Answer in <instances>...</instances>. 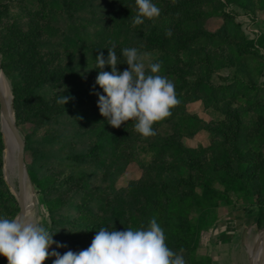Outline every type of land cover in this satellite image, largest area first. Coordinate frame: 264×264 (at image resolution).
<instances>
[{
    "label": "trees",
    "instance_id": "1",
    "mask_svg": "<svg viewBox=\"0 0 264 264\" xmlns=\"http://www.w3.org/2000/svg\"><path fill=\"white\" fill-rule=\"evenodd\" d=\"M25 0H0V54L1 68L10 79L12 92V109L15 120L25 121L30 118L35 123L61 115L63 113L78 114L81 106L98 100L95 93H103V89L95 84L96 77L101 71L95 65L96 74L92 73L93 80L83 89L68 86L62 92L55 89L62 83L69 82L79 77L74 71L56 65L52 60L53 52L37 50L44 48L45 42L40 41V35L48 24L42 25L41 20L54 17L57 14H72L82 11L87 0H33V8H28ZM125 4V14L115 17L116 27L114 33L105 30L100 38H110L125 34V42H128V33L137 38L139 45L145 50H162L165 61L171 55L184 54L186 65L198 64L204 68L205 64L213 63L215 68L235 66L234 75L228 84H214L209 76H195L194 80L187 81L179 75V67L176 63L170 64V70L164 71L167 77L175 85V92L184 109L187 102L200 100L205 108H214L220 111L222 119L216 122V126L204 124L196 115L187 114L184 111L176 121L178 132H172L166 136L158 135V126L166 121L153 125L160 142L149 144V151L155 155L161 153L165 158V166L169 175L154 183H141L139 191L141 196L153 202V205H140L138 214L130 220L133 226L128 227L123 220L126 215L125 208L116 202L103 201L102 197L89 194L88 200L77 205L78 215L75 219L57 217L52 205H47L48 216L52 223L69 224V228L63 232L56 228H50L54 241L66 245L57 248L53 243V250L65 254L70 247L80 245L87 249L102 228L112 230L114 223L121 227L115 230L123 231L127 228L133 230L147 229L152 219L162 227L166 237V245L173 252L184 250L189 257L195 252L198 243L197 233L188 218L192 207L209 209L218 205L220 200L230 202L229 192L257 193L264 199V87L256 81L264 73V61L257 47L264 50V31L256 40L248 39L241 31L240 24L234 21L232 13L223 10V5L218 0H162L157 5L160 15L153 21L145 18L142 25L133 26L132 20L137 13H132L129 7L134 0H122ZM235 2L237 0H226ZM15 3L21 7L28 16L25 22L8 24L13 18L9 12L10 4ZM158 3L157 0L152 2ZM22 16V15H20ZM221 18V25L214 31L203 27V22L208 18ZM86 25V22H82ZM82 25H79L80 31ZM76 32V27H72ZM171 30V35L166 32ZM80 34V33H79ZM78 34V37L80 36ZM77 35V32H76ZM73 43V40H69ZM226 49L224 59H212L203 54V48ZM122 52V49L120 50ZM108 51L104 53L107 59ZM216 64V65H215ZM122 66V63H121ZM103 71L111 72V67L105 65ZM13 72L15 77L10 74ZM95 86V87H94ZM51 91V97L47 98L41 93L42 88ZM74 97L65 105L57 103L62 96ZM260 95L262 98H260ZM80 105V106H79ZM176 108V107H175ZM174 109V108H173ZM172 111V110H171ZM251 113L246 121L243 114ZM80 117V116H79ZM83 123V121H79ZM134 127L135 121H127ZM95 124V121L89 122ZM205 129L212 137L219 140H211L209 146L204 148H191L183 144V136L191 137L201 129ZM92 131V130H91ZM107 132V133H106ZM97 137L109 136L111 143H119L120 135L116 132L108 133V128L97 127ZM106 134V135H105ZM3 136L0 129V205L8 201H15L13 195L7 189L2 176ZM25 150H30V144L25 142ZM94 149L87 153L76 154L71 158L83 160L95 154ZM31 182L41 188L43 198L47 199V187L37 177L33 169H27ZM217 181L223 186L219 191L213 187ZM196 186H201V194L196 191ZM260 196V195H259ZM99 200L108 205L111 211L109 217L100 218L93 212L87 202ZM101 203V204H102ZM256 208V223L264 217V203L257 201L249 205L245 212L251 213L252 207ZM204 217H199L203 225ZM202 228V227H201ZM200 228V229H201ZM52 250V251H53ZM55 257L50 256L44 264H53ZM207 260V259H206ZM205 260V261H206ZM190 261V260H189ZM0 264H5V257L0 256ZM187 264H197L188 262Z\"/></svg>",
    "mask_w": 264,
    "mask_h": 264
},
{
    "label": "rangeland",
    "instance_id": "2",
    "mask_svg": "<svg viewBox=\"0 0 264 264\" xmlns=\"http://www.w3.org/2000/svg\"><path fill=\"white\" fill-rule=\"evenodd\" d=\"M157 1L156 6L162 4V0ZM218 1L223 5L224 11L232 13L234 21L240 24L243 35L248 39L256 40L264 31V0ZM24 2L29 5V9L33 8V0H25ZM129 10L132 13H137L138 8L135 0L130 5ZM9 12L13 18H8V24L3 21L5 25L25 22L28 19L26 13L21 11V7L13 2L10 4ZM124 14L125 4L122 0H87L86 7L82 11L72 14V16L57 14L54 17L41 20L42 25L48 24L49 27L45 25L46 27L40 35V41L45 42L44 48L38 47L37 50L53 52L56 55L51 62L52 65L53 63L56 64L53 66L60 65L74 71L79 76L60 84L55 92H62L68 86L83 89L86 85L94 82L92 73L96 74V57L101 52L104 55L113 43L116 45L114 50L119 62L117 68L121 72L128 66L124 63L125 58L120 50L136 48L139 53L149 55V59L145 61L146 73L148 74H150V69L147 68V64L159 62L161 63L160 75L164 71L170 70V64L176 63L179 69L181 68L179 75L187 81L194 80L195 76L204 75L209 76L216 85H225L230 83L234 75L246 77L240 73L234 74L235 66L215 68L211 62L205 64L204 68L198 64L186 65L183 53L179 55L170 54V59L165 61V54L162 50L143 49L137 42V38L131 33H128V42H125V34L117 37L113 34L110 38L104 36L101 39L100 36L103 31H114L116 27L115 17H122ZM84 21L86 25L82 24ZM221 23L222 20L219 17L208 18L204 20L203 27L214 31ZM79 25L83 26L81 32H79ZM72 27H76L77 35ZM68 39L73 40V43ZM257 49L264 61V50L261 47H257ZM205 53L209 58L215 60L224 59L226 49L207 47L203 48V54ZM11 75L13 78L15 77L13 72L10 77ZM0 76L4 82L6 81L10 92L13 123L15 122L24 145L25 142L30 144V150H25L24 146L25 172L28 176L27 169H33L37 177L43 182L42 186H46L48 190L47 199H45L42 196L41 188L34 185L28 176L34 195L33 202L35 203L33 209H28L29 221L41 224L48 231L53 227L63 232L70 227L69 224L52 223L48 216L47 205L54 207L57 217L75 219L78 215L76 206L81 205L84 200H88L84 197L93 194L102 197L105 202L108 200L120 204L126 210L123 220L128 227L133 226L130 220L134 214H138V209L141 210L139 206L149 205L151 207L153 205L151 200L141 196L139 191L141 183H154L169 175L166 170L164 155L162 153L155 155L148 149L149 144H157L160 139L156 135L142 138L132 124L128 122L123 123L119 128L112 127L107 123L106 118L100 114L97 106L98 100L81 106L77 115L63 113L57 115L56 118L49 117L40 123H35L32 118L17 122L12 109L10 79L5 75L2 68ZM256 81L261 87H264V73ZM41 93L47 98L52 95L51 91L45 87L41 89ZM260 98H262L261 95ZM183 111L187 114L196 115L204 124L211 126H216V122L222 119L220 111L212 107L205 108L200 100L190 101L185 104L184 109L179 107L172 109V115L158 126V135L166 136L172 132H178L179 128L176 121L179 120L178 116ZM243 117L247 121L251 117V113L243 114ZM79 121H83V123ZM91 121H95V124L89 123ZM97 127L108 128V133L116 132L117 135L121 136L119 143H111L106 134L104 137H97L95 134ZM0 129L3 133L1 120ZM2 136L4 142L2 176L15 201H8L5 205H0V217L13 219L19 213L18 194L16 193L18 180L16 175L13 179L16 188L13 189L5 177L4 150L6 144L4 134ZM211 140L218 141L219 138H211L210 133L203 128L197 133L195 132L193 136H183L181 139L184 145L194 149L209 146ZM91 149L96 150L95 154L86 159L71 158L76 154L87 153ZM262 151L264 153V147ZM213 187L219 191L223 190V186L217 181L213 182ZM195 189L198 194H201V186H196ZM229 198L230 202L220 200L218 205L213 208L201 210L192 207V210L189 211L188 218L194 229L198 231V243L195 252L188 255L189 257L185 255L184 250L176 252V254L183 256L186 264L188 262H196L197 264H248L251 253H248L249 244L254 248L256 244L254 240L259 236V230L264 224V217L259 223H256L255 206L252 207V215L246 213L245 209L256 201L264 203V199L261 194L255 192L235 191L229 192ZM101 203L99 200L87 202L97 217L107 218L111 211L107 204ZM199 217L206 219V222L204 220L205 224L202 225L199 222ZM113 225L114 227H121V224H117V222ZM52 238L54 239V237ZM52 250L53 244L49 247V252ZM82 250L80 245L69 248V251L74 253Z\"/></svg>",
    "mask_w": 264,
    "mask_h": 264
},
{
    "label": "clouds",
    "instance_id": "3",
    "mask_svg": "<svg viewBox=\"0 0 264 264\" xmlns=\"http://www.w3.org/2000/svg\"><path fill=\"white\" fill-rule=\"evenodd\" d=\"M135 3L138 11L133 17V26L142 25L145 18L155 23L160 9L152 0H135ZM166 35L170 36L171 30ZM115 47L113 43L108 48L107 59L102 52L96 57L97 68L101 71L95 84L105 93H95L99 97L100 114L114 128L132 120L135 131L142 138L155 136L153 125L170 117L171 110L180 104L175 85L159 74V62H149L150 74L146 73L145 61L149 55L139 53L136 48L122 50L128 67L119 71ZM105 65L111 67V72L103 71ZM70 99L74 97L63 95L57 103L65 105ZM53 235L41 224L20 216L13 219L0 217V256L6 257L8 264H44L50 256L55 257L53 264H186L182 255L168 248L164 230L156 219L151 220L147 229L118 231L114 227L112 230L102 227L91 245L78 253L49 252L53 243L57 248L66 247L55 242Z\"/></svg>",
    "mask_w": 264,
    "mask_h": 264
},
{
    "label": "bare ground",
    "instance_id": "4",
    "mask_svg": "<svg viewBox=\"0 0 264 264\" xmlns=\"http://www.w3.org/2000/svg\"><path fill=\"white\" fill-rule=\"evenodd\" d=\"M5 82L0 76V89L3 92V95H4L5 100H6V105H7V110H8V118L13 122V115H12V110H11V96H10L8 86ZM8 118H6L2 115L1 119H0L2 131H3L2 134H4L5 144H6V148L4 150L5 151V154H4V174H5V177L8 181V183L14 189L16 187L13 183V179L17 175L14 156H15V151H16L17 145H16L15 138L11 134L9 127L7 125V119ZM22 183H23L24 189H25V209H26L25 220L29 221L30 215H29L28 209L29 210L33 209L32 207L34 206L35 203L33 202L34 201V195H33L32 186L30 184L29 178H28L25 171L23 172ZM15 190H17V189H15ZM16 193L18 194V191H16ZM259 237H260V234H259V236H257V239L254 240V243L256 241L254 248H252V246L249 244L248 253H250V252L251 253H250V256L248 259V264H257L258 263L259 244H260L259 243Z\"/></svg>",
    "mask_w": 264,
    "mask_h": 264
},
{
    "label": "water",
    "instance_id": "5",
    "mask_svg": "<svg viewBox=\"0 0 264 264\" xmlns=\"http://www.w3.org/2000/svg\"><path fill=\"white\" fill-rule=\"evenodd\" d=\"M0 72H1V57H0ZM0 115L8 118V110L6 105V100L3 95V92L0 89ZM7 125L9 130L16 141V151H15V166L17 170V180H18V207L19 213L17 216H20L25 219V189L22 183L23 172L25 171L24 167V141L15 125L9 118L7 119ZM259 258L257 264H264V224L259 230ZM5 264H8L5 257Z\"/></svg>",
    "mask_w": 264,
    "mask_h": 264
},
{
    "label": "crops",
    "instance_id": "6",
    "mask_svg": "<svg viewBox=\"0 0 264 264\" xmlns=\"http://www.w3.org/2000/svg\"><path fill=\"white\" fill-rule=\"evenodd\" d=\"M246 213H247V212H246ZM251 213L253 214V212H251ZM251 213H248V214H251ZM252 214H251V215H252Z\"/></svg>",
    "mask_w": 264,
    "mask_h": 264
}]
</instances>
